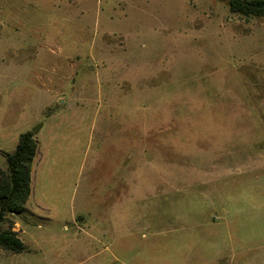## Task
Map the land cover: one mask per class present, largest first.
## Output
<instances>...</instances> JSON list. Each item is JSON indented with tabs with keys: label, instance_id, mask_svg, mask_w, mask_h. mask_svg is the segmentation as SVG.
<instances>
[{
	"label": "rangeland",
	"instance_id": "obj_1",
	"mask_svg": "<svg viewBox=\"0 0 264 264\" xmlns=\"http://www.w3.org/2000/svg\"><path fill=\"white\" fill-rule=\"evenodd\" d=\"M38 124L24 211L0 226L23 249L0 264H264V17L0 0V170Z\"/></svg>",
	"mask_w": 264,
	"mask_h": 264
},
{
	"label": "trees",
	"instance_id": "obj_2",
	"mask_svg": "<svg viewBox=\"0 0 264 264\" xmlns=\"http://www.w3.org/2000/svg\"><path fill=\"white\" fill-rule=\"evenodd\" d=\"M229 10L243 16L264 17V0H225ZM36 140L31 132L21 133L12 153L6 155V171L0 170V226L9 214L19 215L30 194L31 161ZM12 228V227H11ZM0 247L10 252L23 249L12 230L0 232Z\"/></svg>",
	"mask_w": 264,
	"mask_h": 264
},
{
	"label": "crops",
	"instance_id": "obj_3",
	"mask_svg": "<svg viewBox=\"0 0 264 264\" xmlns=\"http://www.w3.org/2000/svg\"><path fill=\"white\" fill-rule=\"evenodd\" d=\"M114 141L120 142V140H114ZM112 176L115 178L114 179L115 182H113V186L110 188L109 193H108L109 195H107V197H108V199H112V198L115 199V202L113 205H119L123 199H127L128 194H127L125 183H124L125 181H123V182L121 181L122 180L121 179V172H115V173H113ZM81 205H82V199L79 201V206H81ZM110 212H112V211H107V213H110ZM78 213H79V221H77V219H75L74 220L75 222H73V224L75 223V225H77L76 229H79L80 231H84L87 234L88 231L90 229H92V227L87 226V228L85 229L84 227H82V225L80 223L83 222L82 219H83V217H85L86 214L91 215L93 213V211H91L89 209H86V210L80 209L78 211ZM101 215L106 216V213L103 212ZM14 224L17 227H12L11 229H15L16 230L15 232L22 234L23 230H22L20 223L15 221ZM63 228H64V230H67L66 226H64ZM20 239H22V238H20Z\"/></svg>",
	"mask_w": 264,
	"mask_h": 264
},
{
	"label": "water",
	"instance_id": "obj_4",
	"mask_svg": "<svg viewBox=\"0 0 264 264\" xmlns=\"http://www.w3.org/2000/svg\"><path fill=\"white\" fill-rule=\"evenodd\" d=\"M40 127H41V125L38 124L37 126H35V127L31 130V133H32L33 135H35V134L38 132V130H39Z\"/></svg>",
	"mask_w": 264,
	"mask_h": 264
}]
</instances>
